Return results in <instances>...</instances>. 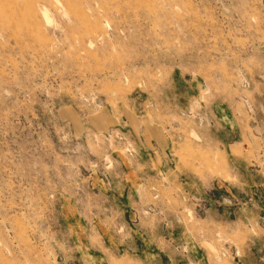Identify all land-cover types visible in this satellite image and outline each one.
<instances>
[{
  "label": "rangeland",
  "instance_id": "rangeland-1",
  "mask_svg": "<svg viewBox=\"0 0 264 264\" xmlns=\"http://www.w3.org/2000/svg\"><path fill=\"white\" fill-rule=\"evenodd\" d=\"M0 264H264V0H0Z\"/></svg>",
  "mask_w": 264,
  "mask_h": 264
},
{
  "label": "crops",
  "instance_id": "crops-1",
  "mask_svg": "<svg viewBox=\"0 0 264 264\" xmlns=\"http://www.w3.org/2000/svg\"><path fill=\"white\" fill-rule=\"evenodd\" d=\"M230 131V129H229ZM155 142V141H154ZM226 143V146H227V149L230 151V153L233 154V156H235V152L232 151V148H234L235 150H238L239 149V145L243 148V144L239 143V141H236V140H231V141H228V142H225ZM156 144L155 143L154 145H152L153 147L150 148L147 146V149H150V150H147L148 153H158L161 155V157H163V162H166L168 163V160H166V156L164 155V152L165 150H163V147L160 146L159 144V148L156 147ZM243 151V149H242ZM245 151V150H244ZM101 183H104L102 180H101ZM120 181L116 178V174L115 176L113 175H109V178H107V181L105 182V189L102 191V194L104 196H106V202L107 204L109 205H115V203L117 202L116 200V193H117V186L119 185ZM118 194H120V192L118 191ZM109 224L106 223V225H102L103 228L101 230V236H102V243L103 244H108L109 242H111V240H113L114 238V235H113V230L110 229V227L108 226ZM81 227L85 228L86 227V224L85 225H82ZM84 235H85V240L86 241H91V237H92V234L89 232V231H86V228L84 229Z\"/></svg>",
  "mask_w": 264,
  "mask_h": 264
}]
</instances>
